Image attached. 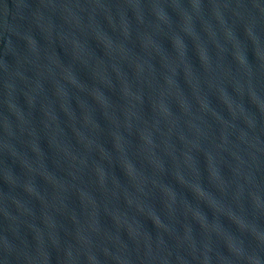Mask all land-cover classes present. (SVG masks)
<instances>
[{
	"label": "water",
	"instance_id": "95a60500",
	"mask_svg": "<svg viewBox=\"0 0 264 264\" xmlns=\"http://www.w3.org/2000/svg\"><path fill=\"white\" fill-rule=\"evenodd\" d=\"M0 264H264V0H0Z\"/></svg>",
	"mask_w": 264,
	"mask_h": 264
}]
</instances>
